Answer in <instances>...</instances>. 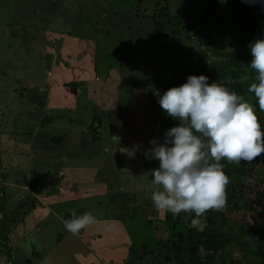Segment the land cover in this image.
<instances>
[{"label":"rangeland","instance_id":"374dc122","mask_svg":"<svg viewBox=\"0 0 264 264\" xmlns=\"http://www.w3.org/2000/svg\"><path fill=\"white\" fill-rule=\"evenodd\" d=\"M205 2L207 0H0V26L9 24V28L4 27L5 31L2 33L7 32L9 44L14 43L16 46V51H12V45L7 51L8 54L14 55L19 61L14 66L16 74L21 71L20 67H23L27 72L41 74L44 67L47 66L46 73H50L49 79L57 77L58 69L60 67L65 69L66 65H69V62L71 63L73 59H78L79 63L82 62V54H78L82 53L86 48L82 46L81 42L86 43L87 53H94V57L98 59L99 66L96 72L94 66H92L90 71V73L94 75L96 73V75L95 77L92 76V80H88V87H86L88 90L87 96L93 99L91 104L95 105L93 107L88 106L84 120H82L83 117H72L73 126L63 127L62 131L64 133L73 132L67 135L64 133L55 134L57 137L55 142L61 146L64 141L73 137L87 142V137L91 136V149L85 153L91 154L96 163L101 161L103 153L111 160L109 171L114 174L110 175V173H107L109 178H105L106 182H111V186L108 187L110 198L113 200H116V198L120 199L117 191L125 192L121 193V198L128 205L121 206L117 213L112 214L109 213L110 209H105L107 213L105 216L103 215L102 207H110L109 205H99L97 209H94L95 211L91 210L90 206L98 205L97 201L99 199L100 203L106 202L107 196L103 194L96 196L99 194L96 191L92 193L84 192L81 197L75 200L77 205H79V202L83 204L89 203L90 205L86 212H91L95 219L104 217L106 225L102 224L103 229L97 230L98 233L102 234L103 239H97V244H117L116 248L123 251L122 258L107 259L105 260L107 264H127V262L131 261V253L134 255L136 248L139 252H142L143 245L146 244L151 250H154V244L158 240L161 242L171 237L170 231L165 229L168 224L163 222V225L160 221H156V218L157 220L163 219L165 214L161 215L157 211L151 199L152 192L156 187L152 183L151 170L158 168L160 161L148 159L144 154L152 147L149 141L153 138L157 140V138L153 131L155 127H152L151 124L147 125L148 123L146 124L145 122L143 104L151 96H155V91L160 88L161 78L152 81L155 78H148L139 69L143 67L148 70L154 69V61H151V59L153 60L151 55L154 56L160 44L163 46L164 51L168 52V58L171 56L168 51V45L173 43L170 35L173 27L169 26L166 30L168 33L166 37L160 40L153 38L154 25L156 24L154 14L158 13L159 8L167 6L170 15L176 21L183 17L188 9L201 8ZM215 38H217L218 44L224 50L230 51L233 49L230 40L226 36L217 35ZM74 43L75 49L73 48ZM186 43L192 44L191 42ZM194 43L197 42L194 41ZM19 47L22 48L19 49ZM3 50L1 47L0 55L3 54ZM191 50H193V47H191ZM72 52H75V54L73 53L72 55ZM184 54L189 58L185 51ZM168 58L157 57L155 66L158 72L161 71V68L164 73L170 72L171 63L166 65L168 69L164 67V63ZM1 59L0 72L7 77V75L9 76L7 69L9 56L5 55ZM122 59L130 62L132 70H135L132 66L139 68L136 69L139 70L137 71L140 72L138 73L139 75L133 72L136 78L143 77L144 82L149 80L148 88L144 87L147 91L142 87H137L136 84L130 83L128 76L131 73H129L128 67H126V70L129 74L126 72L123 74H120V72L109 74V72L119 71V63ZM76 63L77 61L75 65ZM60 64L62 65L60 66ZM77 76L75 81H80L77 79L84 75ZM11 81H16V79ZM11 81L10 83H12ZM18 83L21 82L18 81ZM165 84L166 82L163 81L162 86ZM11 86L18 88L15 82ZM108 86L113 89L108 88ZM98 88L100 91L97 90ZM105 89H107V93L104 91ZM158 93L161 94L162 91ZM38 97L42 98L44 95L39 94ZM124 103H129L132 106H129L128 109ZM119 104L126 106V108H120ZM85 109L83 108V110ZM147 114L151 121V114L148 111ZM24 117L17 119L15 127L12 126L13 120L4 118L7 120V128L11 131H16V135L22 134L23 128H27L25 126L26 121L22 119L29 121L26 116ZM96 117H100V119H95ZM92 122H98L96 125L99 124L98 127L100 129L98 127V130L93 128ZM33 124L35 126L34 122ZM83 124L86 133L83 132ZM89 124H91L92 128H88ZM159 125L155 124L156 127H160L159 129L162 132L167 130L166 126H162L163 124ZM73 128H75V131ZM124 134H127V136ZM113 135H116L118 139L115 140ZM124 137H127V139L124 140ZM164 138L165 136L160 137L163 142ZM130 141L133 145L130 144ZM137 145L139 146L138 148L136 147ZM75 146L77 145L75 144ZM121 146L124 147V151L134 154L124 159L120 156L119 149ZM117 151L118 155L113 157V153ZM222 162L227 163V160H222ZM131 167H134V169ZM257 170L255 176L248 179L256 182V180L264 178V175L258 173ZM18 171L16 170L15 172ZM90 194L95 197L89 198ZM137 203L139 205L134 207V204ZM1 204H3V201H1ZM13 207H17V210L22 209L17 202H13ZM67 207L70 208L71 204H67ZM75 209L78 213L76 206ZM132 210L136 212L131 215ZM117 214L120 216H115ZM179 215L185 222L192 217L190 213L185 214V212H181ZM247 216L249 215L247 214ZM150 219H155L154 224L149 221ZM193 221L190 226L198 229H202L204 226L202 216L196 217ZM100 226L101 224L97 225V227ZM87 228L88 226L80 232L87 234ZM157 229L163 230L162 235ZM160 236L162 239L159 238ZM124 243L127 245L124 246ZM131 246H135V249L131 248ZM101 249L103 248L98 247V252ZM222 251L215 257L216 264H228L229 259L231 260L235 257L239 259L243 254L238 245ZM86 253L93 257V263H98V259H95L93 253ZM105 253L109 255L107 250H105ZM139 254L141 256V253ZM143 257L137 264H159L160 262V258L156 255L153 257V254H147ZM243 264H248L247 260Z\"/></svg>","mask_w":264,"mask_h":264},{"label":"crops","instance_id":"0c3cea01","mask_svg":"<svg viewBox=\"0 0 264 264\" xmlns=\"http://www.w3.org/2000/svg\"><path fill=\"white\" fill-rule=\"evenodd\" d=\"M4 27L9 28L7 25L0 26V48L4 49L0 61L3 56H9V76L0 72V264H96L86 252L93 253L98 259L97 264H105L107 259L122 258L123 251L116 248L117 244H97L95 236L100 234L97 230L103 229L104 217L95 219V223L88 226L87 234L80 232L78 235L68 232L60 219H71V212H76L75 206L77 216L87 211L89 203L75 204V200L84 192L96 191L99 193L96 196H107L106 202L100 203L99 199L98 205L90 206L94 210L99 205H109L102 207L104 216L107 214L105 209H110L109 213L112 214L117 213L121 206L128 205L121 198L124 191H117L123 201L110 198L108 187L111 182L105 181V178H109L107 173L114 174L109 171L110 158L103 153L101 161L96 163L91 154L85 153L91 149V136L87 137V142L73 137L61 146L53 138L55 134L64 133L63 127L73 126L72 117H83L84 120L87 109L95 105L91 104L93 99L87 96L86 88L88 80L96 75L90 73L92 66L95 72L97 69L94 53H87L86 43L81 42L86 48L78 54H82V62L73 59L65 69L60 67L56 74L59 78L49 79L47 66L41 74L27 72L23 67L16 74L14 66L19 61L7 52L11 45L12 51H16V46L9 44L7 32L2 33ZM77 75L84 76L77 79L80 81H75ZM14 79L16 81H11ZM10 81L21 89L11 86ZM71 82L77 84L76 90L69 85ZM108 88L113 89L111 86ZM104 91L107 93V89ZM39 94L44 97H38ZM24 116L29 121L22 119L27 127L23 128L22 134L16 135V131L7 128V120H13L12 126L15 127L17 119ZM82 128L86 133L84 124ZM119 150L124 159L130 157V152L124 151L123 146ZM115 155H118V151L113 153V157ZM91 197L95 196L90 194ZM13 202H17L22 209L13 207ZM67 204H71V207L68 208ZM137 205L139 203L134 207ZM135 212L132 210L131 215ZM99 224L101 226L97 227ZM4 245L11 248V261L4 255ZM98 247L103 249L98 252Z\"/></svg>","mask_w":264,"mask_h":264},{"label":"trees","instance_id":"16d2710c","mask_svg":"<svg viewBox=\"0 0 264 264\" xmlns=\"http://www.w3.org/2000/svg\"><path fill=\"white\" fill-rule=\"evenodd\" d=\"M154 21L156 23L153 30L154 39L160 40L166 37L168 35L166 30L169 26L173 27L170 34L173 43L168 45L171 56L168 58V52H165L160 44L154 53L155 57L151 55L154 69L132 67L135 70H142L150 79L155 78L152 81L161 78L160 88L155 91V96H151L143 104L145 122L148 123L147 125L151 124L152 127H155L153 131L158 143L163 142L160 137L165 136L168 129L179 123L178 120L169 117L161 108L159 96L169 88L187 82L190 75H206L209 78V84L218 82L231 91L244 95L255 106L261 130L264 131V112L259 110L254 93L247 91L250 84L254 82L255 75L254 70L249 68L252 59L249 44L257 38L264 37V7L260 3L251 5L243 0H226V2L207 0L201 8L188 9L185 15L176 21L170 15L168 7L162 6L158 13L154 14ZM7 26L9 27V24ZM217 35L226 36L233 49L224 50L215 38ZM184 51L189 58L186 57ZM158 56L168 58L164 67L168 69L166 65L171 63L170 72L164 73L162 68L160 72L157 71L155 62ZM96 60L98 67L99 62L98 59ZM126 67L129 68L131 75L127 72ZM135 70L130 67V62L122 59L119 63V71L107 72L110 75L126 72L129 74L128 78L131 84L148 88L149 80L144 82L143 77L136 78L133 72H136L137 75L140 72ZM163 81L166 82L164 86H162ZM69 85L76 90L77 84L71 82ZM146 88H144L145 91H147ZM159 91L162 93L159 94ZM124 104L128 109L129 106H132L129 103ZM126 106L119 104L120 108H126ZM147 111L151 114V121ZM95 119H100V117ZM93 122V128L100 129L99 124L96 125L98 122ZM155 124H163L162 126H166L167 130L162 132L160 127H156ZM90 127L91 124L88 128ZM113 136H115V140L118 139L116 135ZM53 138L57 137L54 135ZM222 163L230 178L227 186L226 206L221 210H208L201 215L204 221L202 229L190 226L193 219L199 217L194 212L190 213L192 217L186 222L180 215L176 217L171 212H167L161 220L156 218V221L168 224V227H164L170 231L171 237L161 242L158 240L154 244V250H151L146 244L143 245L142 252L136 248L134 255L131 253V261L127 264H137L147 254H153V257L158 256L159 264H216V255L235 245L239 246L243 254L239 259L237 257L229 259L228 264H243L246 260L248 264H264V178L258 179L256 182L248 179L255 176L258 168L257 172L264 175V154L251 163L243 161L239 164ZM154 220L150 219L149 221L154 224ZM157 230L162 235L163 230ZM95 237L103 239L102 234ZM4 248V255L11 261L10 246L4 245ZM131 248L135 249V246H131Z\"/></svg>","mask_w":264,"mask_h":264},{"label":"clouds","instance_id":"9594fccd","mask_svg":"<svg viewBox=\"0 0 264 264\" xmlns=\"http://www.w3.org/2000/svg\"><path fill=\"white\" fill-rule=\"evenodd\" d=\"M243 2L264 7V0ZM249 48V68L255 75L247 91L254 93L264 112V37L250 42ZM208 79L203 74L190 75L187 82L159 96L161 108L179 121L167 130L163 143L150 140L152 147L144 153L160 161L151 170L156 186L151 199L161 215L194 212L201 216L223 209L230 178L221 161L251 163L264 154V131L255 106L244 95L218 82L209 84ZM60 219L72 235L95 223L91 212L77 216L72 211L71 219Z\"/></svg>","mask_w":264,"mask_h":264}]
</instances>
